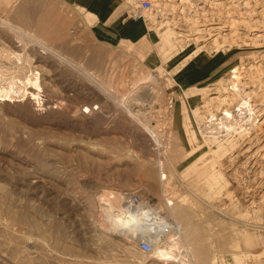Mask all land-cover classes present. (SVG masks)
<instances>
[{"label":"rangeland","instance_id":"1","mask_svg":"<svg viewBox=\"0 0 264 264\" xmlns=\"http://www.w3.org/2000/svg\"><path fill=\"white\" fill-rule=\"evenodd\" d=\"M217 1L213 6L209 1L205 8L224 14L230 11L236 17L249 15L253 20L259 19L257 22L263 20L256 6L261 0L249 4L252 6L249 9L246 0H239L236 6L233 0ZM170 2L166 0L162 12L147 11L146 18L136 21H141L146 30L152 17L159 22L174 16V21L178 19L177 27H181L185 13L179 8L172 10ZM200 4L196 0L193 6L202 13L205 9ZM123 7L129 14L133 6L126 2ZM188 10L186 13L192 15ZM0 16L34 27L37 32L41 28L39 35H46L59 54L71 61L68 64L59 59L49 60L44 54L36 60L43 75L42 96L63 101L67 115L53 117L44 112L30 116L17 108L0 105V264H182L181 260L164 261L152 253L140 252L132 244L135 238L130 230L126 229V234L110 229L98 195L105 197L112 191L137 192L161 208L163 215L171 220L165 197L174 196L177 200L184 195L190 213L188 221L192 228L195 226L192 230L196 264H213L215 252L229 264H264V192L256 193L255 198L248 193L254 173L246 163L240 164L244 157L235 161L228 155L233 150L226 155L212 150L216 148L214 142L206 143L201 133L192 138L177 112L181 100L179 89L186 85L187 78V85H197L220 75L225 85L231 87L226 88L229 92L244 93L254 88L262 93L264 83L261 85L259 81H264V41L256 45H231L228 49L220 47L219 51L213 46L207 51L206 74L204 70L190 72L184 67L173 76L172 61L160 59L156 42L149 34L147 44L139 43L141 37L132 38L137 40L132 45L127 42L131 38L101 41L95 37L84 8L74 0H0ZM6 33L0 29V43L8 50L22 52V46L12 42L13 32ZM152 56L156 60H151L154 63L150 64V70L159 76L163 86L160 109L157 110V103L151 108L145 106L138 117L149 118L151 127L156 124L157 141L133 114L139 107L130 104L129 95L125 99L122 95L132 88L133 74L137 76L139 68L148 64ZM74 63L84 66L85 75ZM252 64L254 75L242 76L240 71ZM236 65L241 67L235 68L238 75L232 72ZM200 72L204 75H199ZM173 78L175 81L167 84ZM101 82L110 83L107 93L101 89ZM172 98L174 107L168 109ZM198 103L204 124L209 111L200 100ZM36 106L37 103L33 109ZM243 123L245 131L253 129L249 121ZM193 126L189 124V128ZM139 136L143 139H138ZM156 142L169 160L164 168L173 171V175L168 174L163 180L156 168L155 152L159 150ZM144 168H148L151 178L150 175L145 178ZM219 168L223 175L217 174ZM212 172L213 179L208 175ZM237 237L239 247L241 242L250 240L251 244L242 243V248H238ZM127 245H131L130 250Z\"/></svg>","mask_w":264,"mask_h":264},{"label":"bare ground","instance_id":"2","mask_svg":"<svg viewBox=\"0 0 264 264\" xmlns=\"http://www.w3.org/2000/svg\"><path fill=\"white\" fill-rule=\"evenodd\" d=\"M169 1H172L170 2V4L172 3L171 5H173L172 10L176 11L175 9L179 8L181 12L185 13V17H183L185 22H183V25L181 27H177L176 23L178 19H176L177 21H174V16H168L165 21L160 20L159 22L155 20V17L151 16V27L148 26V28H146V34L139 41V43L147 44L146 38L149 34L152 37V40L156 42L157 52L160 55V59H162V61H172L170 67V72L172 75L184 67H187V70L190 72L205 69L208 63L207 51L213 46L214 50L219 51L220 47L227 48L231 45L246 46L256 45L261 42L263 44L264 25L261 20L257 22L259 19L253 20L254 18L249 15H237L240 17H236L235 13L234 15L229 14L230 11L228 14H224L221 11L216 10L215 12L214 9L210 10L209 8H205L204 4H207L210 1L209 5L213 6L219 3L217 0H199V4L200 2H203V4H200L201 8L205 9L201 11L202 13H199V10L193 6L195 5L196 0ZM157 2L158 5L161 6V9L165 7L166 0H157ZM192 7L195 9L193 10ZM187 9L191 10L193 14H187ZM189 10L187 12H189ZM1 28L5 32H9L8 34H11L10 31L13 32V36L11 35L12 42L17 45H21L22 52L8 50L5 45H3V43H0V105L6 106L8 108H17L18 110H22L25 113L27 112L30 114V116H38L39 113V115H41V113L44 112L53 117L67 115V112H65L67 110L63 108V101H57V98H52L50 96H42L43 75L41 69H38L40 66H37L38 63H36V60L38 59L37 57H39V55H41L42 58V55L44 54V58H48L49 60L59 59L68 64H71V61L67 57H64V55L59 54L57 48L48 40H46V35H39L40 31H43L41 28L40 31L37 32L35 29H33L34 27L32 28L30 26L23 25L22 22L18 23L17 21L14 22V20L11 21V19L8 17L1 18L0 16V29ZM54 28V26H51V29ZM45 30L46 28L44 31ZM7 33L6 35H8ZM2 38L3 37H1V39ZM219 38L221 40H219ZM221 41H224L225 43H222ZM127 42H129L131 45L136 44V42L133 41ZM147 46L150 48V44ZM154 58L155 56H152V58L148 59V64H145L139 68V74L137 76H135L136 74H133L132 88L127 90L128 92L124 90L125 92L122 94L124 99L125 96L129 95L128 98L130 100V104L135 107L137 106V108L139 107L135 112L133 111V114L137 117L140 116V109L145 106L147 108H151L152 105L157 103L158 107L156 108L157 110L160 109V103L158 104V102L161 99V89L163 86L161 85L159 76L150 70V64L154 63L156 60ZM242 58H239L240 61H242ZM151 60L154 62H151ZM254 66L255 65L253 64L248 66V69L246 68L243 71L241 70L240 72L242 73L240 74H242V76H247V78L251 75H254L252 74L255 72H252L254 70ZM75 67L78 69L81 68V72H83L85 75V69L83 65L76 64ZM239 67V65H236L232 69V72L236 74L235 71H237V69L235 68ZM222 78L223 76L216 75L211 79L210 82L197 85H187L188 80L186 79V85L179 89V93H181V100L178 105L177 112L180 115V120L184 122L185 131L191 132L193 134L192 138H195L196 133L198 135L201 133L206 143L209 144L214 142L216 148L212 150L219 153L224 152L225 155L229 152H232L231 150H233V153L228 155L231 156L235 161L236 159L238 161L240 157H244L240 164L246 163L250 169L246 170L252 171L254 173H251V175H253V179L251 181L252 184L248 185L249 195L254 196L256 193L258 194L264 192V91L262 90V93H258L254 88L252 89L250 87L251 90L244 91V93L237 91L235 92V90L234 92H229L228 89H231V87L228 84L230 87L228 88L225 85L227 83H225ZM165 79L168 78L166 77ZM171 80H169L167 84H171L173 81H175L174 78ZM122 81L123 80H121V82ZM259 82L260 84L261 82L264 83L262 80ZM230 84H232V82ZM100 86L101 89L107 93L108 91L106 88H109L110 83L101 82ZM245 86H247V84ZM240 89H238V91ZM210 90L213 91L208 93ZM226 91L228 93H226ZM208 94L213 95H209L208 97ZM199 100L204 104L203 106L208 108L209 111L208 113L206 112L207 115L204 116L206 120L204 124L202 123L201 110H199ZM35 102L37 103L38 107L36 106V108L34 107L33 109V106L36 104ZM121 102H123V98ZM118 105L122 106V103H118ZM129 107L132 108L130 105ZM87 117L88 116H86V119H88ZM245 117L246 119L243 121V118ZM138 119L140 122H143V125L145 126L144 127L141 125L142 128L146 130V132L148 131L149 135H151L152 138L157 141L158 137L156 135L155 129L156 124L151 127L150 123L148 122L149 118L142 120L140 117H138ZM242 121H249L251 124H253V129H248L245 131V124ZM140 122L138 123L140 124ZM168 122L172 124L173 119L169 117ZM190 123H193L195 126L189 128ZM202 124L204 128L201 127ZM138 139H143V137L139 136ZM157 143L158 146L156 148H159V150L155 152V157L157 156L156 168L160 179L163 180L168 176V174L173 175V171L170 167L164 168V165L166 167L169 164V160L167 157H165V153L160 151V143L156 142V144ZM152 163L154 164L155 162L153 161ZM212 168L214 169V167ZM142 171L145 174V178L150 175L148 168H144ZM236 173L238 174V172ZM217 174L223 175L221 168L217 170ZM208 175L209 178L211 177L212 179L215 177V173L213 172L212 174L208 173ZM148 178H151V175ZM124 193L125 192L112 191L108 196L105 197L103 196L105 194L102 195L100 193L101 196L98 195V201L100 200L101 205H103V207L106 209L104 210V215L105 219L107 220V225H111V230H118L122 233L126 232V234L127 231L125 230H130L131 234L135 238L134 243L132 244H136L138 249L139 240L141 238L150 240L152 249L147 253H152V255L159 260H181L182 264H196L195 255L197 248H195L196 240L193 236L192 230L195 229V226L192 228L190 222L188 221L190 213L185 206L186 202H184V195H182L181 198L177 200H175L174 196L165 197L164 204L173 220L167 216L162 219L168 223V225H170V231L166 234V236H160L159 234L155 233L150 224L148 226L145 213L126 208L123 203ZM253 198H255V196ZM154 207V211H161V208H159L157 205H154ZM137 223L140 224L138 225ZM30 226L37 228L36 225ZM239 230L241 229L239 228ZM138 231L141 232L140 235H138ZM131 234L129 236H132ZM249 239L247 238L246 240ZM238 241L240 240H237V243ZM245 243L251 244L250 240L248 242L245 241ZM237 247L239 248V245ZM127 248H131V245H127ZM140 252L142 251L140 250ZM215 256L216 255L213 256V261L216 260ZM213 264L218 263L213 262Z\"/></svg>","mask_w":264,"mask_h":264},{"label":"crops","instance_id":"3","mask_svg":"<svg viewBox=\"0 0 264 264\" xmlns=\"http://www.w3.org/2000/svg\"><path fill=\"white\" fill-rule=\"evenodd\" d=\"M74 1L75 4L84 8L85 13L88 15L89 19H91L90 26L94 32L95 37L101 41L109 42L113 41L115 38H120L121 40H130L131 38V41L137 42V40H134L132 38L141 37V40L146 34L145 26L142 25L141 21H136V19H139L140 17L131 16L126 13V9L123 7V4L127 2V4L130 5L128 0ZM203 70L205 71V73L200 72L201 74L199 75L206 74L209 68H205ZM174 111L173 113H175ZM238 243L237 246L239 245ZM242 243H244V246L245 244H248L245 242H241L239 248H242ZM259 243L260 242H257L256 244ZM238 253H241V251H238ZM216 254H218V252H215V255ZM216 258V262L218 264H229L225 260V257L221 254L216 255Z\"/></svg>","mask_w":264,"mask_h":264},{"label":"built area","instance_id":"4","mask_svg":"<svg viewBox=\"0 0 264 264\" xmlns=\"http://www.w3.org/2000/svg\"><path fill=\"white\" fill-rule=\"evenodd\" d=\"M239 0H233L234 6ZM243 0H240L239 2H242ZM256 0H246L244 3L249 8H252L253 3H255ZM130 5L133 7L129 10V15L140 17V18H146L145 13L147 11L156 10L157 12H162L161 6L158 5L157 0H133V2L129 1ZM256 6L259 8V11L262 15V22L264 25V0L256 2ZM174 98L170 99L168 102V109H172L174 107ZM123 203L126 206L127 209L135 210V211H141L145 213L146 221L149 226V224L152 226L156 234H159L160 236H166V234L170 231V225L163 221L165 215L161 211H154L153 208L154 205L149 201L143 199L139 193L137 192H131L127 191L123 195ZM138 225L140 223H137ZM139 249L142 252H150L152 249V244L150 240L146 238H141L139 240Z\"/></svg>","mask_w":264,"mask_h":264}]
</instances>
